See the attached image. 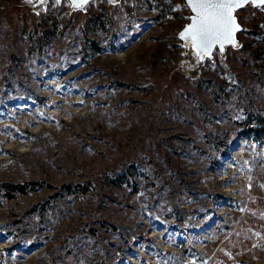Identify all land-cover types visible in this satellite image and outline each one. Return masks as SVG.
<instances>
[{"label":"rangeland","instance_id":"obj_1","mask_svg":"<svg viewBox=\"0 0 264 264\" xmlns=\"http://www.w3.org/2000/svg\"><path fill=\"white\" fill-rule=\"evenodd\" d=\"M184 5L0 0V264H264V8L192 63Z\"/></svg>","mask_w":264,"mask_h":264},{"label":"snow or ice","instance_id":"obj_2","mask_svg":"<svg viewBox=\"0 0 264 264\" xmlns=\"http://www.w3.org/2000/svg\"><path fill=\"white\" fill-rule=\"evenodd\" d=\"M61 2L62 0H55L56 4ZM88 2L89 0H70L72 7L80 9ZM108 2L115 4L118 0ZM36 3L46 10V0H36ZM249 3L264 8V0H186L184 6L191 11L188 17L190 22L178 33L185 42L184 47L193 50L191 54L198 62L212 57L214 49L223 53L226 45L241 47L236 33L242 30V25L238 22L235 11ZM176 7L180 8L181 5L177 4ZM212 67H215L214 62Z\"/></svg>","mask_w":264,"mask_h":264},{"label":"trees","instance_id":"obj_3","mask_svg":"<svg viewBox=\"0 0 264 264\" xmlns=\"http://www.w3.org/2000/svg\"><path fill=\"white\" fill-rule=\"evenodd\" d=\"M90 43H92L91 40H89ZM253 118V116H251ZM255 121L253 120V124H251L249 130L245 134L251 133V135L255 138H262L264 136V117L256 115ZM252 121V120H251ZM136 175H142L144 176V172L140 170V167L134 163H130L127 166H125L122 170H114L111 172L105 173V175L102 178V183L104 186H113V187H120L122 185H127L130 187L136 188ZM36 182H31V184H35ZM5 187L7 188V194L10 197H13L10 193L12 192H21L25 193V187L24 184H5ZM93 184L91 180L86 181H71L69 183H65L61 186L59 189V192L54 194L57 196H82L86 195L89 192L93 190ZM32 189H35L33 187ZM92 232H94V229H91Z\"/></svg>","mask_w":264,"mask_h":264},{"label":"water","instance_id":"obj_4","mask_svg":"<svg viewBox=\"0 0 264 264\" xmlns=\"http://www.w3.org/2000/svg\"><path fill=\"white\" fill-rule=\"evenodd\" d=\"M49 1H50V0H46V5H47V3H48ZM68 1H69V3H70V0H68ZM91 1H92V0H89V2H91ZM89 2H88V3H89ZM184 2L186 3V0H184ZM88 3H87V4H88ZM87 4H86V5H87ZM249 4H251V3H249ZM70 5H71V3H70ZM246 5H248V4H246ZM246 5H244V6H246ZM251 5H252V4H251ZM71 6H72V5H71ZM244 6H243V7H244ZM243 7H241V8H243ZM255 7H256V6H255ZM73 8H74V7H73ZM241 8L236 9V11H235V15H236V16H237V11H238L239 9H241ZM188 9H189V8H188ZM189 11H190V9H189ZM190 15H191V11H190ZM190 15H189V16H190ZM237 18H238V16H237ZM189 22H190V20H188V22H186V23L184 24V26H185L187 23H189ZM238 22L241 24L239 18H238ZM241 25H242V24H241ZM184 26H183V27H184ZM183 27L180 29V31L183 29ZM242 30H243V25H242ZM242 30H240V31H238V32L236 33V38H237L238 41H239V33H240ZM180 31H179V32H180ZM179 38H180V40H181V42H182V45H183V47H184V43H185V42L183 41V39H182L180 36H179ZM229 46H231V45H226V46H225L224 52L226 51V48L229 47ZM184 48H185V47H184ZM185 49H186V51H187L188 53H190V54H191L192 51H193L191 48H185ZM217 51H218V50L214 49V50H213V55H212V57H210V58L206 57L204 61H200V62L197 61V59H196V57H195L194 55H192V54H191V55L194 56V58L196 59V61H197L198 63H203V62H205L207 59H212V58L214 57V55H215V52H217ZM224 52H223V53H224ZM223 53H222V54H223Z\"/></svg>","mask_w":264,"mask_h":264},{"label":"bare ground","instance_id":"obj_5","mask_svg":"<svg viewBox=\"0 0 264 264\" xmlns=\"http://www.w3.org/2000/svg\"><path fill=\"white\" fill-rule=\"evenodd\" d=\"M188 55V59L192 62V63H195V59H194V56H192L190 53H187Z\"/></svg>","mask_w":264,"mask_h":264}]
</instances>
